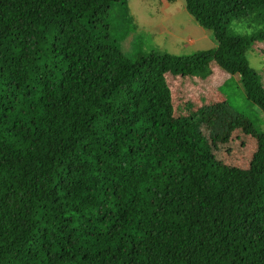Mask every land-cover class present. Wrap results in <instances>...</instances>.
Masks as SVG:
<instances>
[{
	"label": "trees",
	"instance_id": "obj_1",
	"mask_svg": "<svg viewBox=\"0 0 264 264\" xmlns=\"http://www.w3.org/2000/svg\"><path fill=\"white\" fill-rule=\"evenodd\" d=\"M129 3L0 0V264H264V132L225 96L264 115V0H185L216 46L135 59Z\"/></svg>",
	"mask_w": 264,
	"mask_h": 264
},
{
	"label": "rangeland",
	"instance_id": "obj_2",
	"mask_svg": "<svg viewBox=\"0 0 264 264\" xmlns=\"http://www.w3.org/2000/svg\"><path fill=\"white\" fill-rule=\"evenodd\" d=\"M129 5L139 27L137 33L141 36H130L135 30L134 22L126 24L120 21L122 17L118 7H113L110 15L112 20H118L121 31L130 33L129 39L124 43V51L132 59L138 56V52L147 54L159 50L188 56L216 46L213 34L200 27L187 12L185 0H130ZM257 26V23L236 20L231 23L230 30L232 34L249 35ZM154 42L159 43L161 48ZM249 58L250 65L262 75L264 60L251 52ZM232 88L229 92L225 91L228 102L235 111L247 116L258 130L264 132V115L245 99L238 81Z\"/></svg>",
	"mask_w": 264,
	"mask_h": 264
}]
</instances>
